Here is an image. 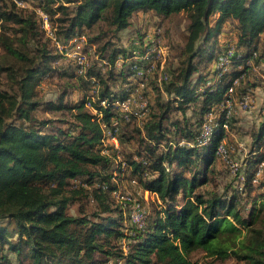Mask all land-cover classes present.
Returning a JSON list of instances; mask_svg holds the SVG:
<instances>
[{
	"label": "trees",
	"instance_id": "1",
	"mask_svg": "<svg viewBox=\"0 0 264 264\" xmlns=\"http://www.w3.org/2000/svg\"><path fill=\"white\" fill-rule=\"evenodd\" d=\"M5 1L11 5L0 0V49L21 65L0 62V74L11 82L0 88V264H202L190 257L200 249L220 260L234 255L264 264V230L255 227L264 210V120L251 131L238 185L229 190L227 184L225 192L201 190L222 172L227 144L234 143L229 131L239 126L236 100L252 104L262 82L257 66L264 62V0H22L25 7ZM39 9L50 16L62 43L88 38L85 49L93 58L87 77L46 35ZM141 11L163 18L184 12L189 20L178 67L161 83L157 69L142 88L133 64L113 69L119 57L148 47L147 25L133 29L127 45L121 37ZM157 29L162 32L160 24L154 35ZM231 46L233 55L219 65ZM102 59L113 64L106 72L99 68ZM41 75L78 80L42 103L35 91ZM89 76L99 78L101 96L110 99L107 107L92 101L100 121L87 107ZM74 91L77 97L69 100ZM132 94L141 125L138 115L125 117L111 104ZM40 106L75 112L74 123L39 117ZM114 121L119 148L104 141L103 125L113 130ZM206 124L212 129L202 143ZM127 184L144 200L146 190L158 195L143 228L128 224L134 201L142 198L125 190ZM243 198L252 204L248 216ZM84 199L94 202V209L82 203L72 212Z\"/></svg>",
	"mask_w": 264,
	"mask_h": 264
},
{
	"label": "rangeland",
	"instance_id": "2",
	"mask_svg": "<svg viewBox=\"0 0 264 264\" xmlns=\"http://www.w3.org/2000/svg\"><path fill=\"white\" fill-rule=\"evenodd\" d=\"M3 3L7 4V2L5 0H3ZM7 5L10 6L11 4L9 3ZM70 7L72 8L73 4H70ZM215 19H216V16L212 17L211 24L215 23ZM154 24H157V25L160 24V28H162V32H160L161 34L157 35V37L159 38L162 45H164L166 47V51H167L166 60H163V62H160L161 65L159 64L160 69L158 72H159V74L172 72L179 65V61L181 60V57L179 56V53H180L179 47H180L181 43L184 42L185 37L188 33L189 20H188L187 15L184 12H181L178 14H173L169 17L163 18V17L157 16L156 14H153V13L145 14L141 11V13H138L136 18H134L133 27L131 29H125L121 32V37L123 39V43L125 45H127L128 41L133 39V37H135L134 35H131V32L133 31V29L144 30L146 25L149 28L148 31H152L153 35H154L155 28L157 27V25H154ZM96 30H97L96 32L98 33L99 29L97 28ZM89 33L92 35L91 32H89ZM93 35H94V33H93ZM44 39L45 40L47 39L45 35L43 37V41H45ZM51 46H52V44H51ZM35 47H36V43L35 42L31 43L30 48L33 50V49H35ZM85 47H86V45L83 44L81 49L83 51H87V49H85ZM89 56L91 58L90 60L92 61V58H93L92 54L89 53ZM0 62H2L3 64H6V65L14 64L16 67H19L21 65L20 61L8 57L2 51V49H0ZM121 67H122V63L117 64L116 66L113 67V69L119 71L121 69ZM99 68H101L103 72H106L110 69L107 67L105 68L102 65L101 66L99 65ZM257 73H258L259 78L263 81L262 86L264 88V62H262L259 66H257ZM41 77L42 78L40 79V83L35 86V91H36V99L42 103H45L46 101H49L50 99H56L58 97L59 93H61L67 87V84H69V83H70V85H71V83L77 84V80H78L75 78V80L73 79L70 82L68 79L63 78V77L62 78L61 77H48L47 78L44 75L43 76L41 75ZM10 84H11V82H10L8 76L5 73L0 74V88L6 89L9 87ZM153 85H155V84L153 83ZM70 88H72V86ZM78 93L76 91H74L71 95H69V97H68L69 100L77 97ZM166 97H167V95H165V99H166ZM259 103H260L259 106L255 110L252 109L253 105H252V107L250 106L248 108V111H250V113L252 114V117L250 116V114H244V112H242L243 121L239 122V125L240 126L242 125L241 126L242 130H241V128H240V130L236 129L237 132L234 131L235 135H232V137L234 139L241 142L242 144L239 146L237 144H235V142L233 144L232 143L227 144L228 151L226 149L227 152H226V154L223 155V160L221 162L222 164L220 163V165H219V169H221L220 171H222V172H219V174L217 175V177L213 183L207 184V186H203L201 188V190L209 191V190L215 189V190H218L220 192H225L224 189H225L227 184H231V186L228 187L229 190H232L233 187H235L233 185V183L235 185H238L239 179H237V177L242 179V174H243L244 167H245L244 166V159L248 155V151H249L250 143H251V139H252L251 136H249L248 134L251 132L252 126L258 125V119H257L256 115L258 114V116H260L262 113L261 112L262 108L260 109L259 107H260V105L262 106L264 104V91H263V98L260 100ZM257 104H258V102H257ZM236 110H238L237 113H239L240 109H238V107L236 108ZM253 111H255V112H253ZM73 113H75V112H71L69 110H45V108L43 106H40L36 110V114L39 117H42V118H50L51 117V119H54L55 121H58V119H61L60 120L61 122L66 121L65 123H68V124L74 123ZM57 124H60V123L57 122ZM63 124L64 123H62V125ZM225 148H226V145H225ZM241 148H246V150H243V149L241 150ZM126 150L130 151V148L127 147ZM118 160L119 161L122 160L121 154H120ZM123 188L127 191L132 192V193L138 192V190H136L135 187H132L130 185L124 186ZM134 195L138 196L139 198L141 197L142 199H140V200H142L143 203L145 202V204L149 210V219H150L151 215L154 214V211L157 207L156 201L155 202L152 201L153 199L150 198V196L147 197V198H149L148 200H146V199L144 200L143 197L141 196L140 192L137 194H134ZM244 199L245 198L242 199V211H243L245 216H248L252 204H251L250 200H247L246 202H244L245 201ZM82 203H84V205H85L84 208L86 210H89V211L94 209V207H95L94 202H92L91 200L89 201L88 199H84L81 201H77L72 206V212L77 213V211L82 206ZM255 227L264 230V210L258 214L257 219H256V223H255ZM246 236H247V232L245 231L243 233V236L239 239V243H241L243 241V239L246 238ZM190 257L192 260L200 261L202 264H248L244 260L237 259L234 255H231V257H229L226 260L216 259V258L207 256L205 251L202 249L194 251L193 253H191Z\"/></svg>",
	"mask_w": 264,
	"mask_h": 264
},
{
	"label": "built area",
	"instance_id": "3",
	"mask_svg": "<svg viewBox=\"0 0 264 264\" xmlns=\"http://www.w3.org/2000/svg\"><path fill=\"white\" fill-rule=\"evenodd\" d=\"M18 6L25 7L26 4L22 0H15ZM38 13L40 15L41 20V27L45 31L46 35L51 37L53 41L55 42V45L57 49L63 53L66 57H71L76 59L78 63V74L83 75L87 77V71L91 66V60L89 56V52L83 51L81 47L83 44H86L87 37L85 35H82L80 37H75L72 40H70L68 43H62L59 41L55 34V28L52 26V21L50 16L42 9L38 10ZM161 29H157V34H159ZM157 34L151 36L150 38H147L146 45L148 47L145 48V51L142 52L140 49H136L133 52L132 57H128L126 59H123V57H119L116 62L114 63V66L117 64L126 62L128 64H133V68L135 70V75L138 76L141 79V85L140 87H144V82L148 79L149 76H151L157 69L159 68L160 62H163V60H166L167 51L166 47L162 45L159 38L156 36ZM79 38L83 41L78 43ZM81 43V44H80ZM94 48V46H92ZM234 47L231 46L225 55H221L218 60L219 65H223L226 63L229 58L233 55ZM162 59V60H161ZM135 61V62H134ZM138 61H140L138 63ZM99 65L107 68H111L113 64L108 59H102L100 60ZM169 74H159V83L162 82L163 79H168ZM87 79L91 80L92 83V90H91V96L90 100L87 102V107L93 111V113L98 114V120L102 118V113L99 114V110H97L93 106V102L99 101L102 106L107 107L110 105V99L108 97L101 96V83L99 81V78L96 76H89ZM139 91V89H138ZM230 91H233V87L230 88ZM93 101V102H92ZM135 103H137L134 95L127 98H116L113 99L112 103L114 106L119 107L122 112L125 114V117H129L130 114H136L138 117H141L142 114L139 113V111L134 110ZM231 102L230 100H227V107L231 109ZM243 106L246 108H249L251 106V102L247 99L243 101ZM140 108L144 109L146 108V102H142L140 104ZM232 111V110H230ZM231 112H229L230 115ZM113 125L115 128L113 130L109 127H105L103 125L104 133H105V139L104 141H112L117 148H119V140L117 137V132L119 131L118 127V121H114ZM225 128H228V124H225ZM212 126L210 124H206L203 128V132L200 138V141H203L202 143L206 142L209 138V135L211 133ZM107 151V150H105ZM219 152L224 153L225 147L224 145H221L219 147ZM119 198L125 199L129 198L126 195H122V193L118 192L116 193ZM150 196V198L155 199L158 198V195L155 192H151L149 190L145 191V199ZM131 199V198H130ZM149 220V210L146 204L134 201L131 210L129 212L128 216V224L137 226L138 228H143ZM119 264H125L124 262H120Z\"/></svg>",
	"mask_w": 264,
	"mask_h": 264
},
{
	"label": "crops",
	"instance_id": "4",
	"mask_svg": "<svg viewBox=\"0 0 264 264\" xmlns=\"http://www.w3.org/2000/svg\"><path fill=\"white\" fill-rule=\"evenodd\" d=\"M131 35H132V33H131ZM148 37L147 38H150L151 36H153V32L152 31H148V35H147ZM78 37H80V36H78ZM134 38V37H133ZM82 40L79 38V40H78V43L79 42H81ZM131 40H129L128 42H130ZM83 42V41H82ZM88 43V41L86 42V44ZM81 44V43H80ZM263 82V81H262ZM262 82H261V85L260 86H258L256 89H255V99L254 100H252V104H251V107H252V105H253V107H252V109L253 110H255V109H257V107L259 106V102H260V100L263 98V91H264V88H263V86H262ZM257 102H258V104H257ZM256 104V105H255ZM255 105V106H254ZM238 107V109H240V111H239V113H237V111L238 110H236V108ZM260 109H261V115L260 116H258V114L256 115V117H257V119H258V125L264 120V104L261 106L260 105V107H259ZM242 112H244V114H250V116L252 117V114L250 113V111H248V108H246V107H244L243 106V101L242 102H240V101H238V100H236V102H235V113H236V116H238L239 117V119H240V121L239 122H242L243 121V115H242ZM253 112H255V111H253ZM259 117V118H258ZM143 115L141 116V117H138L137 119H136V121H137V124H139V125H141L142 124V122H143ZM239 122H238V125H239ZM258 125H256V126H252L251 127V131H253L255 128H257L258 127ZM242 126V125H241ZM240 125L238 126V128H237V130L239 129L240 130V128H241V130H242V127H241ZM234 131L235 132H237L236 131V129H233V130H231V131H229V133H230V135H231V140L233 141V142H235V144H237L238 146L239 145H241L242 143L241 142H239V141H237L236 139H234L233 137H232V135H235V133H234ZM249 136H251V132L248 134ZM251 143H252V139H251ZM251 143H250V146H251ZM248 145V144H247ZM244 147V146H243ZM246 150V148H241V150ZM246 165V160L244 159V166ZM243 166V167H244Z\"/></svg>",
	"mask_w": 264,
	"mask_h": 264
}]
</instances>
